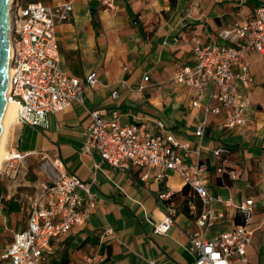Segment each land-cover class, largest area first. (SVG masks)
<instances>
[{"label": "crops", "instance_id": "1", "mask_svg": "<svg viewBox=\"0 0 264 264\" xmlns=\"http://www.w3.org/2000/svg\"><path fill=\"white\" fill-rule=\"evenodd\" d=\"M35 1L74 6L71 22L57 28L61 65L82 81L97 74L82 104L49 114L45 127L16 123L9 134L10 153L60 159L68 174L91 184L96 197L97 209L87 223L52 242L48 264H193L190 236L213 239L233 232L238 212L225 202L250 197L257 209L248 264H264V55L247 54L254 85L245 93L246 126L233 131L223 127V110L211 112L220 108L214 88L200 91L176 80L179 68L197 65L194 40L201 46L226 44L219 33L255 16L264 0H116L114 10L95 0ZM96 111L150 133L159 132L156 122L161 121L178 141L189 142V163L209 165L212 204L206 206L177 173L160 179L158 170L115 169L98 154H87L85 133ZM202 126L204 135L196 137ZM218 148L231 153L217 159L213 151ZM231 171L238 173L237 180L230 178ZM13 205L11 200L0 207V249L27 224L16 231ZM209 210L211 219L198 226ZM172 211L170 231L155 234L154 225Z\"/></svg>", "mask_w": 264, "mask_h": 264}, {"label": "built area", "instance_id": "2", "mask_svg": "<svg viewBox=\"0 0 264 264\" xmlns=\"http://www.w3.org/2000/svg\"><path fill=\"white\" fill-rule=\"evenodd\" d=\"M95 1L106 9L116 8V0ZM73 12L72 4L49 6L41 2L13 1L8 101L19 106V123L45 127L49 114L82 104L86 91L96 83V73L82 81L70 75L60 62L57 28L71 22ZM219 37L226 44L201 46L194 40L197 65L194 69L179 68L176 80L200 91L214 88L212 97L219 102L220 108L211 112L220 114L223 110V127L233 131L246 126L245 93L254 85L247 54L256 51L264 55V6L256 10L255 16L221 31ZM144 80L148 82L149 77ZM113 97L117 99L118 92H114ZM91 120L85 133L87 154H98L115 169L158 170L160 179L166 178L168 172L177 173L206 206L212 204L206 178L209 165L189 163L190 143L178 141L163 122H156L158 133H150L144 126H121L117 117L107 120L98 111L91 114ZM195 135H204L203 126ZM230 153L228 148L213 151L217 159ZM16 155L18 157L5 162L3 171L7 176L14 177L29 156L27 153ZM43 172L48 180L41 185V195L29 214L25 229L0 249L1 264H48L54 252L52 242H61L73 229L85 225L97 209L91 184L68 174L60 159L46 157ZM229 176L233 181L238 179L236 171H231ZM167 197L160 196L161 199ZM225 204L237 209L238 226L233 232L213 239L199 233L190 236L188 251L194 257L193 264H248L247 252L255 232L251 225L257 203L250 197L240 203L227 201ZM173 214L170 212L154 225L155 234L170 231L174 224ZM211 215L209 210L197 221L198 226L205 227Z\"/></svg>", "mask_w": 264, "mask_h": 264}, {"label": "rangeland", "instance_id": "3", "mask_svg": "<svg viewBox=\"0 0 264 264\" xmlns=\"http://www.w3.org/2000/svg\"><path fill=\"white\" fill-rule=\"evenodd\" d=\"M23 2L29 4L36 1L23 0ZM45 163V157H27L21 163L14 177L4 173L6 164L2 168L0 174V207L6 206L11 200L14 202L11 209L16 216V231H19L21 224L23 226L26 223L34 204L41 195V185L48 180L43 172Z\"/></svg>", "mask_w": 264, "mask_h": 264}, {"label": "water", "instance_id": "4", "mask_svg": "<svg viewBox=\"0 0 264 264\" xmlns=\"http://www.w3.org/2000/svg\"><path fill=\"white\" fill-rule=\"evenodd\" d=\"M10 0H0V135L5 113V100H8L7 72L10 67Z\"/></svg>", "mask_w": 264, "mask_h": 264}, {"label": "bare ground", "instance_id": "5", "mask_svg": "<svg viewBox=\"0 0 264 264\" xmlns=\"http://www.w3.org/2000/svg\"><path fill=\"white\" fill-rule=\"evenodd\" d=\"M14 0H10V4H12ZM10 84V68L7 72V91L9 90ZM19 106L8 100H5V113H4V120L2 125V131L0 135V174L2 168L9 159L16 158L18 155L16 153H10L7 150V142L9 138L10 131L14 124L19 123Z\"/></svg>", "mask_w": 264, "mask_h": 264}, {"label": "trees", "instance_id": "6", "mask_svg": "<svg viewBox=\"0 0 264 264\" xmlns=\"http://www.w3.org/2000/svg\"><path fill=\"white\" fill-rule=\"evenodd\" d=\"M186 190H189L188 188H186ZM185 192V191H184Z\"/></svg>", "mask_w": 264, "mask_h": 264}]
</instances>
